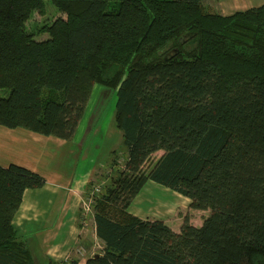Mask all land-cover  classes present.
Segmentation results:
<instances>
[{"label":"trees","instance_id":"obj_1","mask_svg":"<svg viewBox=\"0 0 264 264\" xmlns=\"http://www.w3.org/2000/svg\"><path fill=\"white\" fill-rule=\"evenodd\" d=\"M47 1L38 40L26 23ZM96 83L116 91L127 157L94 197L104 247L85 264H264V3L222 14L205 0H0V125L72 140ZM150 180L210 214L180 232L133 214ZM45 184L0 165V264H36L14 217Z\"/></svg>","mask_w":264,"mask_h":264},{"label":"crops","instance_id":"obj_2","mask_svg":"<svg viewBox=\"0 0 264 264\" xmlns=\"http://www.w3.org/2000/svg\"><path fill=\"white\" fill-rule=\"evenodd\" d=\"M262 3L264 0H205L208 9L222 14H231ZM82 137L83 135H74L72 140H66L22 127L9 128L0 125V165L16 163L46 178L43 187L25 190L20 208L14 217L19 235L29 246L36 264H85L89 257L104 247V242L96 233L94 212L86 216L88 223L85 224L81 203L97 166L91 167L82 175L67 166L71 157L84 154V149L83 154L77 153L79 148H83V143L80 142ZM137 196L129 206L130 212L136 215L138 213L131 208ZM184 200L189 206L190 199L186 197ZM156 201L157 208L160 206L165 209L168 206L161 199ZM201 211L206 214L199 217L193 214L198 211L191 209V224H203L209 214L207 209ZM161 219L174 231L180 232L183 218L181 221H171L167 216Z\"/></svg>","mask_w":264,"mask_h":264},{"label":"rangeland","instance_id":"obj_3","mask_svg":"<svg viewBox=\"0 0 264 264\" xmlns=\"http://www.w3.org/2000/svg\"><path fill=\"white\" fill-rule=\"evenodd\" d=\"M46 6L44 15L36 11L26 23L28 31L34 33L38 40L49 37L48 33L39 32V28L50 23L56 12V7L50 1H47ZM208 10L212 11L211 9ZM5 91L0 90V94L4 95ZM115 103V89L96 83L74 133V135H83L80 140L83 143V148H79L77 153L83 154L84 149V154L71 157L67 166L72 171L75 169L78 175H82L91 167L97 166L93 179L88 183L81 202L85 214V224L88 223L86 216L94 212L92 203L96 193L103 192L105 187L111 183V179L124 168L127 157V148L123 144L122 132L115 125ZM162 153V150L153 153L146 162L145 168H149ZM146 195L149 198H144ZM157 199H161V202L168 206L165 209L160 206L157 208L155 203ZM184 199L186 197L178 192L150 180L133 202L131 209L136 211L138 215L150 219H161V217L167 216L171 221H181L183 218L184 223V218L190 216L192 209L186 205ZM85 202L90 208H87ZM201 210L204 209H196L198 212H193L194 216L199 215L200 217L201 214H206ZM210 212L211 210L207 209V214H210Z\"/></svg>","mask_w":264,"mask_h":264},{"label":"built area","instance_id":"obj_4","mask_svg":"<svg viewBox=\"0 0 264 264\" xmlns=\"http://www.w3.org/2000/svg\"><path fill=\"white\" fill-rule=\"evenodd\" d=\"M85 204L87 205V202H85ZM85 208H86V206H85ZM87 208H90V206H89V205H87Z\"/></svg>","mask_w":264,"mask_h":264}]
</instances>
